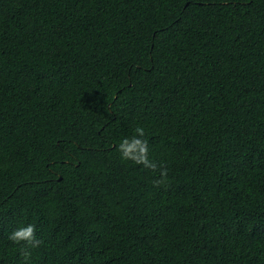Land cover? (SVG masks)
Segmentation results:
<instances>
[{
    "label": "trees",
    "instance_id": "trees-1",
    "mask_svg": "<svg viewBox=\"0 0 264 264\" xmlns=\"http://www.w3.org/2000/svg\"><path fill=\"white\" fill-rule=\"evenodd\" d=\"M0 264H264V0H0Z\"/></svg>",
    "mask_w": 264,
    "mask_h": 264
},
{
    "label": "clouds",
    "instance_id": "clouds-1",
    "mask_svg": "<svg viewBox=\"0 0 264 264\" xmlns=\"http://www.w3.org/2000/svg\"><path fill=\"white\" fill-rule=\"evenodd\" d=\"M135 135L129 138H124L118 146V151L123 160H130L137 165H142L145 169L152 170L155 172L158 168L156 162L149 159L148 156V143L146 140L142 139L145 132L142 127H137L135 129ZM161 179L154 181V185L159 186L164 183L167 177L166 169L161 171ZM10 241L15 244L21 245L20 254L25 261H28L31 257V249L37 248L42 243L36 237V228L34 225H27L16 229L8 237Z\"/></svg>",
    "mask_w": 264,
    "mask_h": 264
}]
</instances>
